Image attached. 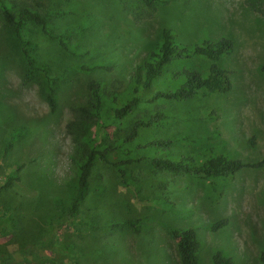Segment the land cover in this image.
I'll use <instances>...</instances> for the list:
<instances>
[{
  "label": "rangeland",
  "instance_id": "374dc122",
  "mask_svg": "<svg viewBox=\"0 0 264 264\" xmlns=\"http://www.w3.org/2000/svg\"><path fill=\"white\" fill-rule=\"evenodd\" d=\"M16 1L41 3L42 11L62 10L51 28L66 36L61 45L39 26L28 36L37 60L59 77L53 112L44 76L30 70L0 14V186L22 166L11 186L0 191V264H180L170 227L196 230L200 264H212L216 248L235 264H260L264 167H244L227 178L156 170L147 158L154 147L147 142L173 138L162 151L196 160L214 153L249 164L264 159V0H162L154 10L136 0ZM162 28L174 29L188 44L233 39V52L221 60L231 71V89L161 104L173 106L175 119L145 129L134 140L132 163L115 167L98 161L78 215L68 217L77 179L75 144L67 129L71 107L85 103L90 80L106 84L110 92L118 81L126 85ZM104 65L112 68H100ZM194 65L203 70L207 61L199 58ZM106 104L110 113L111 95ZM125 123L109 126L106 137L119 142L124 133L117 127L124 129ZM19 128L25 134L12 140ZM91 129L99 131L97 125ZM125 157L113 152L110 159ZM223 218L224 226L210 229ZM126 219L139 221L138 230L109 225ZM66 244L73 245L72 252L60 247Z\"/></svg>",
  "mask_w": 264,
  "mask_h": 264
},
{
  "label": "trees",
  "instance_id": "16d2710c",
  "mask_svg": "<svg viewBox=\"0 0 264 264\" xmlns=\"http://www.w3.org/2000/svg\"><path fill=\"white\" fill-rule=\"evenodd\" d=\"M149 9H155L162 0H136ZM256 0H252L255 3ZM34 6L32 2L16 0H0V14L12 29L16 39L21 44V51L31 71L40 72L46 82L45 99L51 109L56 111L55 96L58 75L52 74L49 64L40 62L34 55L35 43L28 37L32 27L39 26L44 34L65 45L64 34L52 31V19L60 16V9H46L41 3ZM16 8V10H15ZM234 40L226 37L217 39L204 38L199 42L185 43L177 39L172 28H162L154 44L147 50L141 61L133 68L126 85L118 81L114 91H108L106 84L98 80H90L86 85V101L84 104L72 106V118L67 124L69 134L75 144L74 159L77 166L76 190L66 208L68 217L78 215L80 205L91 190L90 175L98 161L111 163L115 167L135 161L133 143L147 128L158 127L168 121H173L176 113L173 106L169 109L161 104L180 103L199 96L225 94L231 89L230 74L221 60L234 50ZM207 61L205 68L194 65L195 60ZM94 68H97L94 67ZM100 68L111 69L112 65ZM264 71V66L262 67ZM122 87V89H121ZM111 95L112 111L108 113L106 98ZM152 105V106H150ZM127 125L119 142L107 138V128L116 123ZM95 125L97 133L92 132ZM120 125V124H119ZM25 128L14 131L12 140H17L25 134ZM173 138H155L147 142L154 151L147 157L156 170H166L173 173L200 175L204 178H227L234 176L244 167H264V159L256 163H245L240 158L229 154L214 153L202 159H194L187 155H168L162 149L174 144ZM12 145L10 141L5 148ZM121 152L125 158L111 162L112 153ZM165 153V154H164ZM132 155V156H131ZM22 166L10 172L6 181L0 186V191L11 186L17 179ZM120 172L123 173L122 169ZM139 221H110L112 228L124 226L138 230ZM227 223L223 218L210 225L211 230H217ZM169 235L177 241V251L180 264H200V241L193 227L168 229ZM72 252L73 245L60 246ZM212 264H235L234 259L223 249L216 248L211 254ZM260 264H264V249L259 254Z\"/></svg>",
  "mask_w": 264,
  "mask_h": 264
}]
</instances>
